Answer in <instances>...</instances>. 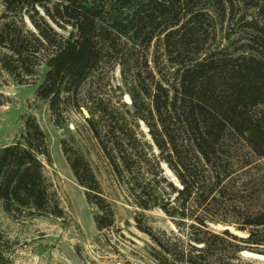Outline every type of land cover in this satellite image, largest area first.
Wrapping results in <instances>:
<instances>
[{"label": "trees", "instance_id": "16d2710c", "mask_svg": "<svg viewBox=\"0 0 264 264\" xmlns=\"http://www.w3.org/2000/svg\"><path fill=\"white\" fill-rule=\"evenodd\" d=\"M0 4L1 69L20 86L41 81L35 98L58 130L69 133L70 113L87 111L132 204L188 230L187 240L167 237L138 220L158 264H254L241 254L264 256V0ZM116 70L131 99L124 113L92 86ZM23 121L15 142L0 147V204L14 217L64 219L45 173L48 135L34 115ZM133 123L146 126L150 141ZM71 140H61L62 153L97 210V230L111 231L114 207ZM9 250L0 230V264H16Z\"/></svg>", "mask_w": 264, "mask_h": 264}, {"label": "rangeland", "instance_id": "374dc122", "mask_svg": "<svg viewBox=\"0 0 264 264\" xmlns=\"http://www.w3.org/2000/svg\"><path fill=\"white\" fill-rule=\"evenodd\" d=\"M2 10L0 4V15ZM40 82L20 86L0 66V147L15 142L23 132L24 116L31 114L37 118L50 144L52 163L44 161L45 173L66 215L64 219L14 217L0 204V230L10 246L8 258L16 264H158L151 255L154 245L139 230L138 220L167 237L175 235L187 240L188 230L180 231L175 222L159 209L142 211L132 204L126 187L119 182L108 158L88 129L87 111L70 113L69 133L56 129L46 105L35 98ZM120 85L119 70L105 74L92 84L96 94L110 107L124 113L131 99L119 89ZM132 126L140 138L150 141L143 123H133ZM72 137L75 146L90 162L104 195L114 207L116 226L111 231L100 233L97 230L94 223L97 210L87 203L84 190L77 184L62 153L61 140L72 143ZM155 153L158 154L156 150ZM149 160H152L151 156ZM163 167L166 176L176 182L172 172ZM213 227L217 231L224 230L222 226ZM231 231L239 237H246L233 228ZM245 253L241 254L244 262L264 264V256Z\"/></svg>", "mask_w": 264, "mask_h": 264}, {"label": "bare ground", "instance_id": "6f19581e", "mask_svg": "<svg viewBox=\"0 0 264 264\" xmlns=\"http://www.w3.org/2000/svg\"><path fill=\"white\" fill-rule=\"evenodd\" d=\"M245 254L250 255L249 253H245Z\"/></svg>", "mask_w": 264, "mask_h": 264}]
</instances>
